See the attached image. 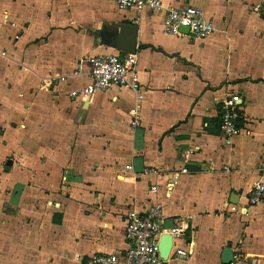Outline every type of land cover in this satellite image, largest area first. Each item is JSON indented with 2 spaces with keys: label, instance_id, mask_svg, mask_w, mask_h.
<instances>
[{
  "label": "crops",
  "instance_id": "1",
  "mask_svg": "<svg viewBox=\"0 0 264 264\" xmlns=\"http://www.w3.org/2000/svg\"><path fill=\"white\" fill-rule=\"evenodd\" d=\"M162 2L201 9L216 32L169 36L164 12L122 11L113 0H0V264L123 252L129 212L159 201L166 226L189 224L177 246L190 255L171 264H224L227 248L244 254L242 264H264V202L246 209L264 182V19L254 11L264 0ZM129 22L144 89L136 130L132 90L71 95L92 84L93 57L127 54L102 40ZM232 94L243 99V132L227 145L221 117ZM233 205L241 210L230 213Z\"/></svg>",
  "mask_w": 264,
  "mask_h": 264
},
{
  "label": "built area",
  "instance_id": "2",
  "mask_svg": "<svg viewBox=\"0 0 264 264\" xmlns=\"http://www.w3.org/2000/svg\"><path fill=\"white\" fill-rule=\"evenodd\" d=\"M122 11L137 10L139 12L150 9L154 12H164V31L169 36H182V29L187 28L189 35L194 40H205L216 32V26L211 19L205 17L204 12L194 6L184 8H165L162 0H113ZM264 19V4L254 8ZM137 59L135 55H100L91 59L90 78L92 84L72 92L73 98H82L89 101L100 91L111 90L115 87L128 88L136 94V103L130 110L131 127L136 130L141 124L142 102L144 89L136 70ZM81 71L74 72L78 77ZM68 76L53 78L52 83H66ZM243 99L238 94H232L223 102L221 117V131L227 145H233L234 140L243 132L242 127ZM127 170H133L128 167ZM189 173L187 168L175 170L172 178L166 183L167 194H171L178 186L183 175ZM264 178V167L261 169ZM161 184L151 185L149 192L158 194ZM264 202V182L260 181L251 190L247 199L246 209L258 206ZM240 205H233L230 213H238ZM167 217L164 214V204L155 203L145 213L135 210L127 216L125 238L127 249L114 254H97L84 264H171L182 258H188L189 253L177 246V240L185 236L189 229L185 218L173 220L172 226L168 227ZM173 238V248L168 259H163L160 254V243L163 236ZM245 256L241 251L234 253L230 264H242Z\"/></svg>",
  "mask_w": 264,
  "mask_h": 264
},
{
  "label": "water",
  "instance_id": "3",
  "mask_svg": "<svg viewBox=\"0 0 264 264\" xmlns=\"http://www.w3.org/2000/svg\"><path fill=\"white\" fill-rule=\"evenodd\" d=\"M115 28H118L120 30L119 36H115L112 38L104 37V40H102V43L104 45L113 48L119 52L127 53L135 55L137 52V34H138V28L133 25L131 22L129 23H117L113 24ZM183 31H186V33H189V30L187 28H183ZM231 202L233 204L238 203V195L234 194L232 196ZM160 254L163 259H168L170 256V253L173 248V238L171 236H163L161 243H160ZM234 252L231 248H227L223 253V262L224 264H230L233 260Z\"/></svg>",
  "mask_w": 264,
  "mask_h": 264
},
{
  "label": "trees",
  "instance_id": "4",
  "mask_svg": "<svg viewBox=\"0 0 264 264\" xmlns=\"http://www.w3.org/2000/svg\"><path fill=\"white\" fill-rule=\"evenodd\" d=\"M241 123H242V125H243V121H242Z\"/></svg>",
  "mask_w": 264,
  "mask_h": 264
}]
</instances>
